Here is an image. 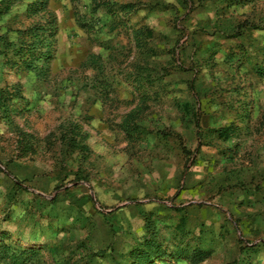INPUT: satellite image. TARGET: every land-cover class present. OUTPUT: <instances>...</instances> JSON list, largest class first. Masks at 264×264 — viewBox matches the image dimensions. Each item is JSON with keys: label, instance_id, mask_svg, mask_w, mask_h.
Listing matches in <instances>:
<instances>
[{"label": "rangeland", "instance_id": "374dc122", "mask_svg": "<svg viewBox=\"0 0 264 264\" xmlns=\"http://www.w3.org/2000/svg\"><path fill=\"white\" fill-rule=\"evenodd\" d=\"M0 90V264H264V0H0Z\"/></svg>", "mask_w": 264, "mask_h": 264}, {"label": "trees", "instance_id": "16d2710c", "mask_svg": "<svg viewBox=\"0 0 264 264\" xmlns=\"http://www.w3.org/2000/svg\"><path fill=\"white\" fill-rule=\"evenodd\" d=\"M40 3L41 2H36L34 4V7L37 6V8H42V7L45 8V4L41 5ZM40 6H42V7H40ZM8 8H9V6H7V9ZM47 30L48 29H44L42 27H38L37 29L36 28H33L31 30L30 33H31V37H32V47L30 48V54L28 56L25 55L26 63L27 62H30L28 65H26L27 67H32V64L35 62V61H33V60H35V56H36V52H37V50H36L37 47L35 46V44L37 45V43H39V44L42 45V47H44V43H45L44 42V38L47 35ZM51 54H52L51 51H48L47 53H41V55L38 58L39 59L40 58L45 59L46 62L48 63L52 59V55ZM8 102H9V96H8V94H5V91L0 90V111L3 108H7L6 106H7ZM143 259L145 261H150L151 260L150 256H148V255H144L143 256Z\"/></svg>", "mask_w": 264, "mask_h": 264}]
</instances>
